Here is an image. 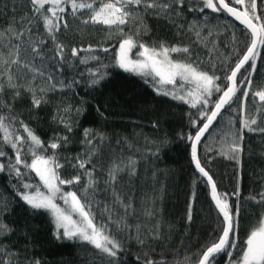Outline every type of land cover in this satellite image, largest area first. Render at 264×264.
<instances>
[{
  "label": "snow or ice",
  "instance_id": "6c2138e0",
  "mask_svg": "<svg viewBox=\"0 0 264 264\" xmlns=\"http://www.w3.org/2000/svg\"><path fill=\"white\" fill-rule=\"evenodd\" d=\"M17 2L26 4L29 9L19 17L15 15ZM6 9L9 4L0 0V15ZM69 10L73 19L82 24L101 25L109 37L112 34L118 36L117 44L113 45L118 50L110 60L96 54L98 51L109 52L108 47L89 44L67 49L58 34L62 27L69 28L65 19ZM206 10L226 14L243 26L239 41L235 32L230 33L231 53L237 59L231 68L222 72L223 86L219 83L221 75H217L215 65L194 55L190 45L159 38L143 39L150 31L144 17L152 16L173 25L177 35L187 31L194 34V43H205L213 35L211 31L204 32L209 23ZM10 11L13 13L11 22L0 28V173L16 181L12 184L15 197L34 211L49 213L57 240L90 245L97 250L95 255L101 264H121V254L129 241L139 246L143 259L141 255L135 259L140 264H218L221 256L224 257L222 264H264V188L246 198L261 207L241 238L239 177L232 193L218 191L216 181L199 155L202 139L206 133L212 135L209 129L217 117L224 119L221 113L226 107L229 112H237L239 108L237 114L241 126L233 134L234 124L229 120L225 137L231 139L226 150L222 146L221 155L239 164L244 131L264 133V120L258 125L256 115H246L249 92L254 101L258 98V103L264 106V86L252 87L256 62L260 60L264 64V0H11ZM185 11L203 16L188 21ZM125 25L130 26L128 31H125ZM208 42L216 43L214 40ZM81 53L86 55L81 56ZM72 58H79V64L96 62L98 65L85 69L86 87L98 86L107 77L109 68H119L143 78L157 95L170 97L196 110L188 113L194 132L182 134V138L190 143L191 161L209 188L210 200L220 215V230L195 254V259L185 254L182 260L173 257L169 261L163 250L158 258H153L154 245L164 244L169 237L163 230L158 197L148 193L137 197L124 190L125 185L137 177L139 159L142 158L137 157L138 149L129 141H116L128 150L127 153L123 149L113 150L105 158L101 146L106 135L86 128L80 141L82 151L75 156H62L58 150L70 144L69 134L78 126L84 111L82 105H57L52 120L63 131L54 132L48 141L42 140L16 111L15 103L22 94L29 96V111H32L49 103L48 93L73 90L79 85L76 78L65 83L54 75L72 64ZM254 111L258 115L260 108L254 107ZM152 127L157 128L158 124L153 122ZM215 131L213 129V133ZM150 143L155 145L151 154L159 157L167 138ZM5 148L10 149L11 155ZM66 165L72 171L62 176L60 170ZM33 173L38 181L33 178ZM155 178L153 171L152 179ZM101 184L110 194L111 199L107 202L97 201ZM65 185L78 187L65 191ZM232 198L235 203L231 202ZM192 199H195V193ZM58 201H62L63 206ZM13 203V199L0 193V264H44L26 247L23 251L13 247L11 237L15 229L3 220ZM94 206L100 209V219L93 211ZM191 219L190 204L188 221Z\"/></svg>",
  "mask_w": 264,
  "mask_h": 264
},
{
  "label": "trees",
  "instance_id": "16d2710c",
  "mask_svg": "<svg viewBox=\"0 0 264 264\" xmlns=\"http://www.w3.org/2000/svg\"><path fill=\"white\" fill-rule=\"evenodd\" d=\"M4 2L9 4V9L0 15V28L6 27L10 23L13 15L10 11L11 0H4ZM16 8L15 15L17 17L29 10L26 4L19 2H17ZM206 11L209 23L204 32L211 31L213 34L205 41L207 46L205 43H194L196 38L193 33L183 31L177 35L173 25L152 16L144 17L150 31L148 35L143 36V39L149 41L159 38L170 43L182 42L190 45L194 55L201 60H209L215 65L217 75H221L219 83L223 86L222 72L231 68L237 59L231 53L230 33L235 32L239 41L242 27L226 14H214L210 10ZM185 16L188 21H191L203 14L185 11ZM65 19L69 23V28L65 30L62 27L58 35L69 51L72 47H87L89 44L94 47H108L109 52L98 51L96 54L110 60L118 50L113 47L118 42V36L112 34L109 37L103 26L84 25L80 20L73 19L70 10L65 14ZM129 27V25H125V31H128ZM41 32H43L42 27ZM212 40L216 43L208 42ZM66 55H68L67 51ZM84 55L86 53H81V56ZM226 57H229L227 61ZM78 59L72 58V64L66 65L63 72L54 73V75L57 79L62 78L65 83L76 78L80 81L79 85L73 90L48 93L49 103L42 104L39 109L32 111H29L31 109L29 96L22 94L15 103L16 111L42 140L48 141L54 132L63 131L52 120L57 105L61 103H70L73 107L82 105L84 111L79 117L78 126L69 134L70 144L67 148L62 147L58 150L62 156H75L82 151L83 146L80 141L83 138V130L86 128L106 135L107 139L101 146V152L105 158L113 150L123 149L122 144L116 143L117 140L126 139L129 141L138 149L137 157L142 158L139 159L137 177L131 184H126L124 190L135 193L137 197L144 193L158 197L157 206L160 209L163 230L169 237L164 244L154 245L156 252L153 253V258H158L163 250V255L169 261L173 257L182 260L185 254L195 259V254L203 245L215 238L220 230V216L210 200L209 188L191 161L190 143L182 138V134L194 132L189 124L188 113H195L196 110L180 101L172 100L170 97L157 95L152 87L144 82L143 78L133 73L124 72L119 68H109L107 77L98 86L86 87L84 83L87 79L85 69L98 65L96 62L88 65L79 64L77 63ZM256 64V71L252 76L253 89L264 86V64L260 60ZM82 72L85 73L83 76L80 75ZM239 79L240 77H238ZM239 95L240 93H237V96ZM254 107L260 108L258 115L255 113ZM238 112L239 108L237 112H229L226 108L222 114L224 119L219 118L210 131L212 135H207L201 142L199 155L202 164L206 166L216 181L218 191L232 193L236 189L237 177H239L240 235L243 238L246 228L253 222V215L261 207L252 204L246 198L250 193L256 194L261 188H264V133L244 131L243 153L239 164L234 159L221 155V142L225 140V145H227L231 139L230 136L225 137V133L229 131V120L231 119L234 124L231 133L235 134L241 126ZM246 115L248 117L256 115L258 125L261 120H264V106L258 103V98L256 101L253 100L251 92L247 99ZM153 122L158 124L157 128L152 127ZM213 129H216L214 133ZM164 137L167 138V143L161 146L159 157L153 156L151 150L155 145L150 141H159ZM5 151L11 155L10 149L5 148ZM123 151L127 153L128 150L123 149ZM60 171L62 176H67L68 172L72 170L68 169L66 165ZM153 171L156 173L155 180L152 179ZM32 176L38 181L34 173ZM15 183L14 179L0 173V193L14 200L10 212L3 216V220L15 229L11 237L13 247L21 251L26 247L31 255L41 259L44 264H91L93 260L96 261V264H101V260L95 255L97 250L91 248L90 245L57 240L53 235L54 225L49 213L43 210L34 211L18 197H15L12 188V184ZM161 186L162 191H160ZM76 187L78 186H66L64 190H75ZM103 188L104 185L101 184V191L97 195L98 202H107L111 199L110 194ZM193 193H195L194 200L192 199ZM231 202L235 203V198H232ZM190 204L192 219L189 222ZM93 211L97 213V219H100V209L94 206ZM129 222L132 220L130 219ZM109 226L112 227V225ZM137 255H141L143 259L139 246L134 241H129L125 252L121 254V264H140V261L135 259ZM223 259L224 257L221 256L218 264H222Z\"/></svg>",
  "mask_w": 264,
  "mask_h": 264
},
{
  "label": "water",
  "instance_id": "95a60500",
  "mask_svg": "<svg viewBox=\"0 0 264 264\" xmlns=\"http://www.w3.org/2000/svg\"><path fill=\"white\" fill-rule=\"evenodd\" d=\"M228 17H229V16H228ZM229 18H230L232 21H234L236 24H238L239 26H241V27L243 28V26L240 25L238 21H235L234 18H232V17H229ZM242 71H243V69L241 70V72H242ZM238 77H239V76H238ZM226 108H227V107H226ZM226 108H225L224 110H222L221 115H222L223 112L226 110ZM219 118H220V117H217V120H216V122H214L212 128L215 126V124L217 123V121L219 120ZM212 128L209 129V132L212 130ZM207 135H208V134L206 133L205 138L207 137ZM205 138H203L202 141H203ZM202 141H201V142H202ZM199 149H200V146H199ZM193 165H194V164H193ZM211 202H212V201H211ZM212 204H213V206H214V202H212ZM214 208H215V206H214ZM215 210H216L217 213H218V210H217L216 208H215ZM218 215H219V213H218ZM219 216H220V215H219Z\"/></svg>",
  "mask_w": 264,
  "mask_h": 264
},
{
  "label": "rangeland",
  "instance_id": "374dc122",
  "mask_svg": "<svg viewBox=\"0 0 264 264\" xmlns=\"http://www.w3.org/2000/svg\"><path fill=\"white\" fill-rule=\"evenodd\" d=\"M135 51V50H134ZM243 144V142H242ZM221 145L224 146L225 150H226V145H225V140L221 142ZM243 153V152H242ZM242 153L240 154V157L242 156ZM240 157H239V160H240ZM236 161V160H235ZM67 185H65L64 187H66ZM58 203H61V205L63 206V203L62 201H58Z\"/></svg>",
  "mask_w": 264,
  "mask_h": 264
}]
</instances>
